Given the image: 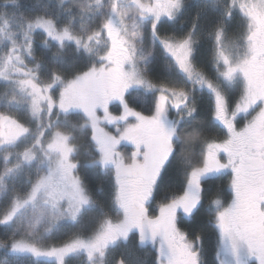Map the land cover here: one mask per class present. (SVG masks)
<instances>
[{"label": "snow or ice", "instance_id": "obj_1", "mask_svg": "<svg viewBox=\"0 0 264 264\" xmlns=\"http://www.w3.org/2000/svg\"><path fill=\"white\" fill-rule=\"evenodd\" d=\"M191 7L0 0V264H264V0Z\"/></svg>", "mask_w": 264, "mask_h": 264}, {"label": "trees", "instance_id": "obj_2", "mask_svg": "<svg viewBox=\"0 0 264 264\" xmlns=\"http://www.w3.org/2000/svg\"><path fill=\"white\" fill-rule=\"evenodd\" d=\"M36 2H40V1L39 0H22V3L25 5L28 11L34 10L33 5H35V10H42L41 7L38 4H36ZM196 5L197 4H194L193 7L190 9V11L194 12ZM89 179L93 184H96L99 186L100 183L104 181L105 177L100 173L94 172V177H91ZM224 183L226 184L227 181H225ZM203 232H204V237H205V257L204 259L206 261V264H214V250L217 244L216 235L210 228L204 229ZM0 238H2V229H0ZM1 253H4L3 250H0V262L7 260L8 258L11 259V257L7 255H1ZM139 254L147 262V264H156L157 255H158L157 253L152 252L151 254L149 251H145L141 249L139 251ZM28 264H47V262L44 259H41V261L39 262H35L31 258H29ZM71 264H86V260L83 257L73 258L71 261Z\"/></svg>", "mask_w": 264, "mask_h": 264}, {"label": "rangeland", "instance_id": "obj_3", "mask_svg": "<svg viewBox=\"0 0 264 264\" xmlns=\"http://www.w3.org/2000/svg\"><path fill=\"white\" fill-rule=\"evenodd\" d=\"M40 2H36V4H38L41 9L47 5L49 7H53V8H57L59 9V0H39ZM71 2L75 3L77 2V0H71ZM200 2V0H192V7L194 4H198ZM191 7V8H192ZM66 15L63 17V19H66ZM38 49L40 51H46V49L44 48V46L42 44H38L37 45ZM72 55V51L71 49L68 50L67 52V56L71 57ZM0 87H2V82H0ZM132 150V145L131 144H127L124 146V148H122V151L125 154V157L127 158L128 154L130 153V151ZM94 177V171L89 173V178ZM89 226V221H86L85 223V227ZM68 235V230L64 229L61 232L57 233L56 235H54L51 239H49L46 243H59L62 239L66 238ZM1 255H5L4 253H1ZM9 259V258H8Z\"/></svg>", "mask_w": 264, "mask_h": 264}, {"label": "flooded vegetation", "instance_id": "obj_4", "mask_svg": "<svg viewBox=\"0 0 264 264\" xmlns=\"http://www.w3.org/2000/svg\"><path fill=\"white\" fill-rule=\"evenodd\" d=\"M143 250H145V251H149L151 254H152V252L157 253L156 248H153V247H151V246H148L146 249H143ZM152 256H153V255H152ZM81 257H83V256H81ZM83 258L86 260L85 257H83Z\"/></svg>", "mask_w": 264, "mask_h": 264}]
</instances>
